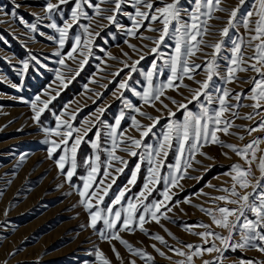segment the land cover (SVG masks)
Here are the masks:
<instances>
[{
    "label": "rangeland",
    "instance_id": "obj_1",
    "mask_svg": "<svg viewBox=\"0 0 264 264\" xmlns=\"http://www.w3.org/2000/svg\"><path fill=\"white\" fill-rule=\"evenodd\" d=\"M48 2L49 0H15V3L20 5L19 9H15L13 0H0V8L3 9L0 11V21H4L0 22V193H2L0 195V264H99L95 256L97 248L106 254L112 264H129L131 260H136V264H175L176 261L184 259V257L177 256L174 251H170V248H180L188 252L189 249L185 248V245L203 243L201 237L193 233L203 232L205 229L195 227L196 225L209 224L215 232L227 235L226 230L213 224L210 215L201 211V206L213 209L217 205L224 206L223 202H216L212 198L224 195L225 193L218 189L231 185L232 181L227 173L233 164L240 163L245 167L247 165L230 149L215 144L203 148L206 156L196 155V160L200 163L194 162L192 168L188 169L187 176L180 182L182 187L173 189L175 195L169 204L173 211L168 213L171 219H162L160 225L155 222L146 224L148 234L139 231L138 228L134 233L121 232V236L135 248L143 249L154 257L153 261L149 262L132 255L119 241L113 240L109 243L100 239L97 231L87 227L90 217L79 203L81 198L74 187H82L83 182L80 177L87 173L86 160L94 159L97 154L100 155L102 162L107 159L106 149L111 147L108 136L110 126L114 125L122 110L125 116L121 121V130L128 135L139 138V133L130 130L132 115H136L137 119L144 124L150 123L145 117L131 109H126L124 99L126 98L134 106L141 107L142 110L154 117H162L160 123L153 129V134L145 138V144L156 146L157 138L165 130L169 120L167 111L163 110L159 103L156 104V108L143 105L133 92L119 90V83L130 74L132 78L128 81L129 85L137 91H143L147 84L144 73L152 70L153 63L157 65L154 85L166 82L170 76V69L162 59L150 52V49L155 46L152 41L141 38L157 37L159 32L149 31L147 27L151 25L153 28H161L162 25L158 21H144L145 27L139 28L135 36L129 34V29L134 27L136 0H124L120 11L115 13V23L109 22L105 18L108 15H113V12L106 11L103 16H95L93 7L99 4L102 9H112L114 3L86 0L82 7L92 19L81 18L80 24L91 23L90 30L98 32L99 35L95 36L92 55L88 58V63L80 70L79 75L69 80L73 73H65L67 87H64L60 81L56 80L55 74L57 69L65 72V69L57 63L60 57L55 55L59 49L56 43L59 34L49 25L55 22L58 26H63L66 21L70 20L75 0L60 5L59 9L51 13V19L48 18L49 14L46 12ZM50 2L57 3L58 0H50ZM164 2H171V0H154L153 8L162 7ZM237 3L238 0H223L221 7L231 9ZM254 4L255 0H246L241 11L252 10ZM195 6L196 0H180L182 21L189 20ZM141 10L147 11L142 6ZM13 11H15V17L10 14ZM214 15L220 19L209 21L210 33L204 37V40L205 44H211L224 39V47L217 58L219 71L223 76L226 74L232 56L231 41L238 38H243L246 41L247 31L242 27V18L238 15L237 29L230 30L229 37H221L220 30L226 26L228 13L215 12ZM21 19L23 23L20 22ZM31 24L37 26L35 32L28 27ZM176 26L174 22L170 28L169 37L160 45V52L164 59L174 53L176 40L173 38V30ZM81 34L82 29L78 25L74 26L69 33V39L64 49L61 50L62 56L73 46L75 36ZM50 36L55 39H48ZM129 45H135L139 51L133 50ZM201 47L203 52L192 57L196 64L202 66L197 70L196 80L205 79L204 66L209 59L206 54L213 52L211 47L204 45ZM251 52L250 48L247 49L248 55H251ZM141 54L144 55V59L140 60L136 66L137 72L131 73L130 69L125 67V62L131 64L139 60ZM111 57H115V59ZM24 62L29 64V68L26 73L21 74ZM66 64L73 69L78 68V64L71 60H66ZM118 70L119 75H114ZM238 75L240 79L235 83H225L220 77H214V88L210 89L213 97L219 95L217 89L225 87L232 92V96L241 92L247 94L252 85L245 81L256 74L248 71L240 72ZM184 83L192 88L197 87L193 81L186 78ZM12 85H16V87ZM105 85L106 87H104ZM120 91H123L122 98H118ZM46 92L56 98L41 114L40 122L37 123L33 119L31 102L37 95H40L42 99H48L49 96L45 95ZM57 93L59 94L57 95ZM167 95L177 101L186 102L184 98L190 96V93L181 87L179 92L169 90ZM162 99L164 98L162 97ZM201 101L210 111L219 108L218 103L209 105L205 97H201ZM164 103L176 111L175 105H172L169 100L164 99ZM230 103L236 104L237 102L230 98ZM239 103L249 105L252 102L242 98ZM100 108L105 109L103 114L98 111ZM156 109L161 110L157 111ZM189 109L198 114L200 105L193 103L189 105ZM234 110L239 111L241 116L252 111L250 107ZM71 114L75 115V120H71ZM225 115L234 119L236 125L230 129L233 134H218L225 143L243 147L254 138H264V132H253L249 135L246 130L248 126H256L260 120L259 116L254 121H248L236 119L229 114ZM57 116L61 119L71 120L73 126L80 127L82 132L91 126V130L88 131L79 146L77 170L71 184L66 182L65 176L60 173L55 163L56 159L63 154L62 151L57 150L53 157L49 158L47 153L49 145L43 143L47 138L43 129L55 128ZM98 116L99 121H97ZM172 119L182 122L184 112L177 111L176 116ZM85 121L89 123H85ZM97 132L100 135V148L94 149L92 144L96 142ZM241 136L244 139H240ZM52 139L57 138L52 137ZM72 142L70 140L69 145ZM260 148L264 149V144H261ZM137 151L142 152L143 149ZM117 154L124 157L128 161V165L124 173L118 175L116 184L110 190L109 196L105 198V204L110 202L113 193L127 184L132 170L140 162L139 157L130 156L127 152L118 151ZM262 154L264 153H258V156ZM21 156L25 157L23 162L20 161ZM176 159L177 142H174L164 161L165 167L162 169V175H168V165H174ZM147 167L146 161L141 164L136 185L129 186L131 187L129 196L137 194L142 189L147 175ZM252 168L255 177H260L261 173L256 163H253ZM163 186V184L158 186V190L149 197L150 201L153 198L161 199L158 192L162 190ZM247 191L251 192L252 189L249 188ZM228 207H235V205H228ZM6 212L7 214H5ZM249 218H252L251 214H249ZM186 226H192L191 231ZM97 228L102 229L103 225L98 224ZM169 232L172 235H169ZM155 234L163 236L167 243L161 244L152 239L151 237ZM238 239L237 234L234 236V240ZM210 243L204 247L210 246ZM112 245H115L120 252L123 262L116 258L112 251ZM153 245L156 247L154 248ZM156 248L161 249L165 255L161 256ZM217 256L218 254L215 252L211 254L205 252L203 257H194V264H203L204 260L214 261ZM241 259L264 261V253L258 251L257 248L229 250L224 253L221 264H237Z\"/></svg>",
    "mask_w": 264,
    "mask_h": 264
},
{
    "label": "snow or ice",
    "instance_id": "obj_2",
    "mask_svg": "<svg viewBox=\"0 0 264 264\" xmlns=\"http://www.w3.org/2000/svg\"><path fill=\"white\" fill-rule=\"evenodd\" d=\"M69 2L70 0H58L57 3H52L49 0L46 4V12L49 14L48 18L51 19V13L59 9L60 5L68 4ZM85 2L86 0H75L71 18L63 26H58L55 22L49 25L59 34L58 39H56L59 49L55 52V55L60 57L57 63L65 69V72L57 69L55 74L56 80L60 81L64 87H67L65 73H73L69 80L79 75L80 70L88 63V58L92 55L95 36L99 35L98 32L90 30L92 28L91 23L80 24L81 18L92 19L83 10L82 6ZM101 2H112L114 3V8L102 9L99 4L94 5L95 16H103L104 12L111 11L113 15H108L105 18L109 22L115 23V13L120 11L124 0H101ZM222 2L223 0H196L195 10L190 14L189 20L182 21L180 0L164 2L162 7H156L155 9L153 8L154 0H136L135 16L133 17L134 27L129 29V34L135 36L139 28L145 27L144 21H158L162 25L159 29L153 28L151 25L147 27L149 31L159 32L157 37L141 38L152 41L155 46L150 49V52L163 60L164 64L170 69V76L166 82L154 85L153 81L157 75V65L153 63L151 66L152 70L144 73L147 84L143 91H137L129 85L128 81L132 78L130 74L119 83L118 89L133 92L135 96L139 97L143 105L156 108V104L159 103L162 109L167 111L169 120L165 130L157 138V145L145 144V138L153 134V129L160 123L162 117L152 116L142 110L141 107L134 106L125 98L124 107L145 117L150 123L144 124L137 119L136 115H132L130 117V130L139 133V138L128 135L121 130V121L125 116L122 110L114 125L110 126L108 136L111 141V147L106 149L107 159L102 162L99 154L95 155L94 159H87V173L80 177L83 182L82 187L74 186L81 198L79 203L85 208L90 217L87 227L97 231L100 239L109 243L113 240L119 241L132 255L146 259L149 262L153 261L154 257L143 249L135 248L121 236V232L134 233L138 228L139 231L148 234V229L145 227L146 224L155 222L160 225L162 219H171L168 213L173 211V208L169 206L175 195L173 189L182 187L180 182L187 176L188 169L192 168L194 162L200 163V161L196 160V155L206 156L207 154L203 152V148L210 144L230 149L244 160L247 165L245 167L240 163L233 164L227 173L231 178V185L218 189V191L225 193L224 195L212 198L216 202H223L224 206L217 205L214 209L201 206V211L212 217L213 224L220 229L226 230L228 234L223 235L215 232L209 224L196 225L195 227L205 229L203 232L193 233L200 236L203 243L185 245V248L189 249L188 252L180 248H170V251H174L177 256L184 257V259L176 261L175 264H194V257H203L205 252L208 254L215 252L218 256L214 261L204 260L203 264H221L224 253L229 250L257 248L258 251L264 253V243H258L264 242V154L258 156V153H264V149L260 148V145L264 144V138H254L243 147H238L235 144L225 143L218 135L219 133L224 135L233 134L230 129L236 126L234 119L227 117L225 114H229L236 119L248 121H254L259 116L260 120L256 126H248L246 130L249 135L253 132H264V0H255L253 9L246 12L241 11L246 4V0H238L237 5L231 9L221 7ZM13 4L15 9L20 8V5L15 3V0H13ZM141 6L147 11H142ZM0 11H3V9L0 8ZM215 12L228 13L226 26L220 30L221 37L227 38L230 30L237 29L239 23L238 15L242 18V27L247 31L246 41L243 38L231 41L233 45L230 49L232 56L229 60L226 74L223 76H221L219 71L217 58L224 47V39L211 44H205L204 40V37L210 33L209 21L220 19V17L214 15ZM150 13L152 14L150 15ZM10 14L14 17L16 15L15 11ZM20 22L23 23L22 19ZM174 22L177 25L173 30V38L176 40L174 53L164 59L163 54L160 52V45L169 37L170 28ZM76 25L82 29V34L75 36L73 46L62 56L61 50L64 49L69 39V33ZM28 27L33 32L37 29L35 24H31ZM48 39L55 38L50 36ZM202 45L211 47L213 52L206 54L209 59H207L204 66L205 79L196 80L197 70L201 69L202 66L196 64L192 57H195L199 52H203ZM129 46L133 50L139 51L135 45ZM249 48L252 50L251 55L247 53ZM111 58L115 59V57ZM33 59L35 60V57ZM143 59L144 55L141 54L139 60L131 64L125 62V67H128L131 73H135L138 70L136 66ZM66 60L77 63L78 68H71L70 65L66 64ZM28 68L29 64L24 62L21 74L26 73ZM248 71H252L256 75L249 77L245 81V83H251L252 85L247 94L241 92L232 96V92L225 87L217 89L219 95L213 97L210 89L214 88V77H220L225 83H235L240 79L238 73ZM114 75H119V70ZM185 78L193 81L197 87L192 88L185 84ZM12 86L16 87V85ZM181 87L187 89L190 93V96L184 98L186 102L177 101L167 95L169 90L179 92ZM45 95H48L49 98L42 99L40 95H37L31 102V109L34 113L33 119L37 123L40 122L41 114L48 109L51 101L56 98L48 92ZM181 95L183 94L181 93ZM122 97L123 91H120L118 98ZM162 97L169 100L172 105H175L176 111H173L168 104L164 103ZM201 97H205L209 105L218 103L219 108L210 111L201 101ZM230 98L237 103H230ZM242 98H246L252 103L249 105L239 103ZM193 103H199L200 105L198 114L189 109V105ZM241 107H250L252 111L241 116L239 111L234 110ZM156 110L160 111L161 109ZM98 111L103 114L105 109L100 108ZM177 111L184 112V120L182 122L172 119L176 116ZM56 119L55 128L43 129L47 137L43 143L49 145L47 150L49 158H52L57 150L62 151L63 154L56 159L55 163L60 173L65 176L66 182L71 184L77 170L79 146L84 137L87 136L88 131L91 130V126L83 132L80 127H74L71 123V120H75L74 114H71V120L61 119L59 116ZM97 121H99V116ZM85 123L89 122L85 121ZM52 137L57 139H52ZM240 139H244V137L241 136ZM70 140L73 141L71 145H69ZM99 140L100 135L97 132L96 142L92 144L94 149L100 148ZM174 142H177V159L174 165H168V175L164 176L162 175V169L165 167L164 161L167 159ZM138 149H143V151L138 152ZM118 151H124L130 156L139 157L140 162L132 170L127 184L113 193L110 202L105 204V198L109 196L110 190L116 184L118 175L123 174L128 165V161L117 154ZM24 159V156L20 157L21 162ZM145 161L148 167L142 189L137 194L129 196L128 194L131 192V187L129 186L136 185L138 174L141 171V164ZM253 163L257 164L261 173L258 178L254 175ZM8 183H11V181H8ZM161 184L164 185L162 190L158 192L161 199L153 198L150 201L149 197L158 190V186ZM249 188L252 189L251 192L247 191ZM241 190L244 191L242 192ZM228 205H235V207H228ZM249 214H251L252 218H249ZM98 224H102L103 228L98 229ZM186 227L191 231L192 226ZM168 234L172 235L171 232ZM237 234L239 239L234 240V236ZM151 238L161 244L167 243L164 237L159 234H155ZM217 241H219V244H217ZM209 243L210 246L204 247V245ZM153 247L155 248L156 246L153 245ZM112 251L116 258L123 262V258L115 245H112ZM156 251L161 256L165 255L159 248H156ZM95 256L99 264H112V261L99 248L95 250ZM168 258L171 259V257ZM129 264H136V260H131ZM237 264H264V261L241 259Z\"/></svg>",
    "mask_w": 264,
    "mask_h": 264
}]
</instances>
